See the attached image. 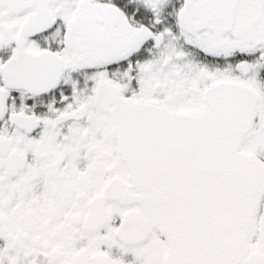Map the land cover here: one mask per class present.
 <instances>
[{"label": "snow or ice", "instance_id": "snow-or-ice-1", "mask_svg": "<svg viewBox=\"0 0 264 264\" xmlns=\"http://www.w3.org/2000/svg\"><path fill=\"white\" fill-rule=\"evenodd\" d=\"M0 264H264V0H0Z\"/></svg>", "mask_w": 264, "mask_h": 264}]
</instances>
